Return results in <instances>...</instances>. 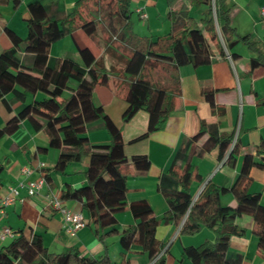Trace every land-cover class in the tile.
Wrapping results in <instances>:
<instances>
[{"label": "trees", "instance_id": "obj_1", "mask_svg": "<svg viewBox=\"0 0 264 264\" xmlns=\"http://www.w3.org/2000/svg\"><path fill=\"white\" fill-rule=\"evenodd\" d=\"M93 1L91 6V0H76L69 10H65L63 6L53 8L45 0H30L27 36L23 38L6 27L12 46L0 53V100L11 109L6 96L14 93L15 101H21V107L4 126H0V141L13 134L23 120L32 117L41 125L48 146L60 149L55 166L57 171L64 172L70 163L88 156L86 183L74 188L65 187L61 198L81 202L88 223L94 226L96 237L104 245L108 237L119 235L125 250L146 253L152 259L163 248L156 236L160 223L181 225L180 233L184 235L196 234L202 227H207L213 231L214 239H207L197 246H185V257L193 264H241L242 254L232 257L228 253L230 240L244 234L236 223L237 216L251 213L259 231L258 250L264 256V206L260 203L261 194L250 191L252 178L249 175L240 174L231 187L209 181L196 200L190 189L193 181L203 183V177L193 163L194 157H201L218 147V158L235 165L238 153L237 141L232 146L235 132L220 133L217 125L203 121L196 135L182 139L169 168L159 177L158 188L168 209L161 219H157L146 198L128 205V175L122 169L131 162L137 174L146 175L151 167L150 158L146 154L128 158L122 129L103 105H97L93 100L96 86L107 84L109 74H113L115 86L128 104L123 121H130L139 110L149 114L147 132L134 141L144 139L162 130L177 110V99L181 94L180 67L206 65L214 57H226L227 53L232 58L239 57L232 52L237 43L242 41L254 49L255 38L237 36L227 0H188L179 9H170L171 31L155 37L139 36L135 32L133 0ZM172 1L169 0V5ZM20 2L13 0L16 7ZM202 6L205 9L201 18L191 15L192 7ZM100 25L105 27L109 67L104 57L99 56L98 47L94 50L87 44L78 47V59L68 52L57 57L50 55L52 43L73 36L77 30L98 46ZM263 64L260 56L251 60L252 70ZM127 75L134 79L127 80ZM37 92L50 97L26 101L28 93ZM66 92L69 93L67 99L58 102L56 98ZM205 98L215 110L214 91H205ZM94 122H100L107 130L109 143L90 142L89 125ZM204 137L206 139L199 145ZM251 164L264 168V138ZM4 168L0 161V174ZM228 191L235 195L240 206L233 208L222 204L221 196ZM243 203L254 205L256 209L244 208ZM127 206L137 221L121 229L116 213ZM0 264H111V257L107 249L98 257L84 256L77 248L50 252L40 235L28 237L22 231L8 245L0 247Z\"/></svg>", "mask_w": 264, "mask_h": 264}, {"label": "crops", "instance_id": "obj_2", "mask_svg": "<svg viewBox=\"0 0 264 264\" xmlns=\"http://www.w3.org/2000/svg\"><path fill=\"white\" fill-rule=\"evenodd\" d=\"M30 0H21L16 7L13 0L0 2V53L12 46V40L6 32V27L12 28L18 35L25 38L28 32L26 19L29 17L28 3ZM137 6L145 7L148 14V28L163 32L171 31V21L168 18L170 9H179L188 0L174 1L167 9L159 6V0L153 3L155 8H148L147 1L133 0ZM152 0H148L151 2ZM53 8L63 6L69 10L75 3L73 0H45ZM231 7V22L237 36L251 35L257 44L254 49L240 41L232 49L239 57L232 58L229 53L226 57L216 56L211 63L194 67L185 65L179 68L181 94L175 110L159 131L151 133L148 137L134 141L144 134L149 126V114L139 110L134 117L123 121V113L127 102L122 93L115 86V77L109 74L107 84H99L94 90L93 100L97 105H103L105 111L119 126L124 135L125 153L128 158L137 154H146L151 160L150 170L146 175H139L131 162L123 166V171L128 175L127 203L146 198L150 201L154 215L161 219L168 209V203L158 188L159 177L167 170L174 154L183 138L191 137L199 132L200 125H217L220 133L235 132L238 153L234 166L218 158V147L206 152L201 157H194L193 163L203 177V183L193 181L190 189L196 196L204 184L213 183L231 187L240 174H247L252 178L250 191L261 194L260 203L264 206V168L251 164L258 147L264 138V64L252 70V58L261 57L264 61V18L262 8L264 0H227ZM22 11L20 12V10ZM205 6L192 7L191 15L202 17ZM158 17V18H157ZM162 18V29L154 27ZM17 20V26L12 22ZM158 26V25H157ZM142 29V26L139 27ZM137 30V29H136ZM99 32V28H98ZM138 34L141 32L137 31ZM99 34V33H98ZM163 34H152L157 36ZM75 50L69 47L61 49L60 53L50 55L57 57L68 52L78 59L79 46L86 44L94 50L98 47L99 56H103L108 67L110 60L106 55L104 38L98 36L99 45L88 43V39L81 30L73 34ZM52 47V45H51ZM110 70V69H109ZM133 80L131 75L125 76ZM214 91L215 110L205 98V91ZM69 93L56 99L63 103ZM7 101L11 104L9 109L5 102L0 100V126H4L21 107V101H15V94L9 93ZM50 97L44 92L28 93L26 101L42 100ZM88 137L91 143H109L110 135L100 122L89 125ZM206 139L204 137L199 145ZM47 148V149H46ZM60 149L49 147L48 138L41 125L32 117L22 121L20 127L11 135L3 137L0 141V161L5 168L0 174V233L10 227L13 236L0 237V247L8 245L20 232L31 237L40 235L50 252L61 253L71 248H77L84 256L98 257L106 249L111 257V264H149L151 258L146 253L127 251L119 241V235L110 236L105 240V245L100 241L90 223L79 229L76 235H71L64 228V218L60 211L55 210L47 203L46 195L49 193L61 196L67 186L78 187L86 183V171L89 166V157L85 156L80 161L68 165L64 172L55 169ZM44 165H41V164ZM27 170H29L27 172ZM48 176L47 183L39 194L30 196L27 184L41 175ZM13 190L18 192L15 194ZM8 196H15L14 202L3 205V200ZM224 205L236 208L240 206L235 195L228 191L221 196ZM63 203L73 211L82 210V204L77 200H65ZM242 206L255 210L254 205L243 203ZM121 229L136 223V219L129 209L116 213ZM151 223H154L152 221ZM236 223L244 234L235 235L230 240V253L234 257L242 254L241 264H264V256L258 250V229L251 213H242L236 218ZM181 225L174 223H160L156 236L162 244L163 262L159 264H193L185 257L184 247L200 245L207 239H214V233L207 227L193 235L180 233Z\"/></svg>", "mask_w": 264, "mask_h": 264}, {"label": "built area", "instance_id": "obj_3", "mask_svg": "<svg viewBox=\"0 0 264 264\" xmlns=\"http://www.w3.org/2000/svg\"><path fill=\"white\" fill-rule=\"evenodd\" d=\"M136 11L138 12L140 18L142 19L148 18V14L145 10V7H138ZM262 16L264 18V7L262 8ZM235 142H236V138L234 139L232 146L235 144ZM41 165H44V164L42 163ZM28 171L29 170H27V172ZM46 183H47V180L44 174L35 180L29 181L27 184L29 195L34 196V195L39 194L40 190L44 187ZM202 189L194 197V200L198 198ZM13 191L15 194L18 192L17 190H13ZM46 198H47V203L49 206H51L55 210L60 211L62 213L63 218H64V228L68 233H70L71 235H76L79 229H82L85 226H87L88 219L82 210H79V211L71 210L69 207H67L63 203V199L61 198V196L58 194H54L53 192L47 194ZM14 200H15V196H8L3 200L2 204L8 205L14 202ZM8 236H13V230L10 227L4 228L0 233V237L3 239ZM162 255H163V252H160L159 254H157L155 257H153L150 260L149 264H159V261Z\"/></svg>", "mask_w": 264, "mask_h": 264}, {"label": "rangeland", "instance_id": "obj_4", "mask_svg": "<svg viewBox=\"0 0 264 264\" xmlns=\"http://www.w3.org/2000/svg\"><path fill=\"white\" fill-rule=\"evenodd\" d=\"M73 1H76V0H73ZM144 1L145 2L147 1L148 8L151 9V8H155L153 6V3H155L158 0H152L151 2H148V0H144ZM176 1L177 0L174 1V4H175ZM93 3H94V1L91 0V6L93 5ZM136 5H137L136 2L133 1L132 2V5H131L132 10L134 11V13L132 15V20H133V25H134L135 32L137 34H138L137 31L141 32V34H138L139 36H150L152 34H160V33L161 34H165L166 31H168V28H165V30L163 32H160V30H153V31H151L148 28V18L147 19L146 18L145 19L140 18L138 12L136 11V9L139 6H137V8H136ZM159 6L161 8L167 9L169 7V0H159ZM142 7H144V6H142ZM21 11H22V9L20 10V12ZM167 11H168V9H167ZM197 18L199 19V16ZM162 22H163V19L160 18L158 24H156L154 27H158V28L160 27V29H162ZM12 23L17 26V20L16 19ZM140 26H142V29L139 28ZM104 28L105 27L102 26V25L99 26V32H98L99 34H98V36L100 35V37H102V38H104V34H105ZM27 34H28V32L26 33V36H27ZM88 43H92L93 44L92 39H88ZM69 47L71 49L75 50V42H74V39H73L72 36H65L62 39H59V40L55 41L54 43H52V47H50L51 54L55 55L56 53L57 54L60 53L62 48L63 49L66 48V49L69 50Z\"/></svg>", "mask_w": 264, "mask_h": 264}]
</instances>
